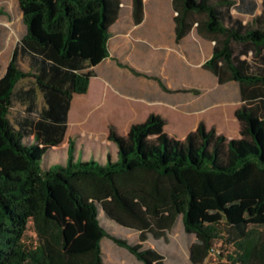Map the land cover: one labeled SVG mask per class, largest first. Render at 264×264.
<instances>
[{
  "label": "trees",
  "instance_id": "16d2710c",
  "mask_svg": "<svg viewBox=\"0 0 264 264\" xmlns=\"http://www.w3.org/2000/svg\"><path fill=\"white\" fill-rule=\"evenodd\" d=\"M124 1L18 0L27 32L0 79V264H106L105 239L143 264H164L148 236L166 237L180 217L196 239L192 264H215L216 254V264H264V0L260 13L257 0H173L177 40L196 24L215 42L205 68L240 87L238 138L201 124L179 140L151 115L125 136L110 130L116 157L105 163L85 159L73 139L65 164L47 160L65 141L74 97L109 57ZM132 1L138 25L146 0ZM102 214L138 241L110 233ZM224 240L227 254L215 247Z\"/></svg>",
  "mask_w": 264,
  "mask_h": 264
},
{
  "label": "crops",
  "instance_id": "0c3cea01",
  "mask_svg": "<svg viewBox=\"0 0 264 264\" xmlns=\"http://www.w3.org/2000/svg\"><path fill=\"white\" fill-rule=\"evenodd\" d=\"M177 15L173 0H146L144 21L137 25L133 1H124L120 16L111 28L109 57L92 68L94 75L87 94L76 95L73 99L65 140L73 114H78V120L82 122L94 119V126L105 125L107 134L113 126L125 136L132 126L122 130V106H125L124 113L131 115L130 122H145L154 107L161 116L162 111L169 108L168 111L176 114L174 120L181 122L186 115H200L221 103L211 92L202 101L204 92H194L195 89L212 90L218 85L226 87L229 90L225 92V100L238 104L237 110L241 107L240 87L234 82L221 85L218 78L205 68L213 54V39L199 33L194 24L191 31L178 41ZM7 67L0 71V79ZM76 105L79 109L75 113ZM177 108H181L182 112ZM183 125L174 122L170 130H166L168 126H165V132L184 140L200 126L184 133ZM106 155L101 153L99 160L105 163ZM112 155L116 157L115 145Z\"/></svg>",
  "mask_w": 264,
  "mask_h": 264
},
{
  "label": "rangeland",
  "instance_id": "374dc122",
  "mask_svg": "<svg viewBox=\"0 0 264 264\" xmlns=\"http://www.w3.org/2000/svg\"><path fill=\"white\" fill-rule=\"evenodd\" d=\"M257 3L259 5L258 13H260L263 0H257ZM243 18L245 21H249L251 19L249 17ZM26 32L27 29L23 22V15L19 7L18 0H0V71L2 68L7 67L6 64L11 59L15 47L21 38L26 34ZM24 66L27 68V64H24ZM228 90V88L222 87L220 85L212 90H208L206 88L195 89L194 92H204L205 95L202 96V101L204 97H207L211 92L212 94L217 95L221 103L211 108L210 111L200 115H186L184 120L181 122L174 120V116L176 114L173 111H168L169 108H167V111L163 110L162 114L164 116H161L156 113L154 107V111H152L148 116L150 117L151 115H156L164 119L166 124L165 126H168L166 130H170L174 122L177 125L181 123L185 124L182 127L184 133L187 131L191 132L192 128L199 124H204L206 129H214L217 134L224 135L228 139L238 138L240 127L235 115L238 104L227 102L225 100V92ZM124 108L125 106H122V130L126 128V126L131 127L135 124L143 123V121L141 123L130 122L131 115H126L124 113L125 110H123ZM78 109L79 106L76 105L74 108L75 113ZM177 109L182 112L181 108ZM12 112L15 114L16 109H14ZM95 124L96 121L94 119L82 122V120H78V114H76V116L73 114L71 128L68 132L66 140L60 147L54 148L50 151L49 155L47 156V160L50 159L51 162L65 164L68 159V142L70 139L75 140L77 148L76 150L79 151V154H84L85 159L93 156L98 160L101 158V153L112 154L114 145L113 143L110 144L107 139L109 134L105 132V125L94 126ZM112 128H114L120 136H123L120 134L121 131L119 129L112 126L110 130ZM180 133L183 134L182 132ZM31 140L32 138L28 139V141ZM26 144L29 145L28 142ZM42 167L43 169H46V157L43 159ZM101 221L103 226L110 233L120 238L128 239L130 242L135 243L138 241L139 234L132 233L127 229L115 224L114 222L109 221L103 214L101 215ZM148 238V246L159 248L165 254L166 260L164 264H192L190 261L189 250L196 239L193 235H188L185 232L181 217L178 219L176 225L166 237L156 239L153 235H149ZM25 242L30 246L36 245L38 243V235L35 231L34 221L29 224ZM102 246L104 249V258L106 264H143L135 259V257H133V255L128 250L118 247L109 239H105ZM215 247L223 254H227V251H232V247H230V245L227 244V241L225 240L218 242ZM211 258L215 264L222 260V257H220L218 254Z\"/></svg>",
  "mask_w": 264,
  "mask_h": 264
},
{
  "label": "built area",
  "instance_id": "2783aa9c",
  "mask_svg": "<svg viewBox=\"0 0 264 264\" xmlns=\"http://www.w3.org/2000/svg\"><path fill=\"white\" fill-rule=\"evenodd\" d=\"M214 252V251H213ZM214 254V253H213Z\"/></svg>",
  "mask_w": 264,
  "mask_h": 264
}]
</instances>
